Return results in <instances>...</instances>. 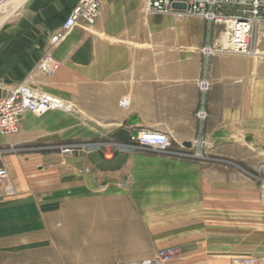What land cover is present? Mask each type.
Listing matches in <instances>:
<instances>
[{
  "label": "crops",
  "instance_id": "obj_1",
  "mask_svg": "<svg viewBox=\"0 0 264 264\" xmlns=\"http://www.w3.org/2000/svg\"><path fill=\"white\" fill-rule=\"evenodd\" d=\"M20 1L0 25V97L28 83L74 109L26 113L18 133L0 134L15 190L0 186V250L14 247L22 264H126L169 247L166 264L264 261V21L255 55L205 57L222 26L103 0L95 24L51 47L80 0ZM47 52L60 62L50 75L36 69ZM141 129L167 135L169 149L131 150ZM77 141L98 150L56 151Z\"/></svg>",
  "mask_w": 264,
  "mask_h": 264
},
{
  "label": "built area",
  "instance_id": "obj_2",
  "mask_svg": "<svg viewBox=\"0 0 264 264\" xmlns=\"http://www.w3.org/2000/svg\"><path fill=\"white\" fill-rule=\"evenodd\" d=\"M102 1L80 0L62 25L52 33L51 46L54 47L60 43L65 33L78 24H95L101 12ZM227 5L238 6V12H224L223 8ZM147 11L159 15L201 17L208 21L210 30L215 25L222 26L221 35L223 39H227V44L206 43L201 50L205 57H210L216 52L252 56L256 54L253 47L255 29L264 21V0H147ZM37 68L44 73L51 74L59 68V62L47 52L39 59ZM198 88L204 101L211 88V81L207 76L198 81ZM121 103L127 105L128 100L122 99ZM51 110L71 111L72 105L54 94L40 91L27 83H20L0 97V134L10 135L19 132L22 117L26 113L44 115ZM206 116L205 109L200 110L199 117L205 119ZM130 143L133 146L131 150L137 147H157L166 151L170 147V139L167 135L149 129H141L132 135ZM74 150L72 146L66 149V151ZM9 178L8 169L0 165V185H3L7 192L12 193L13 185L9 182ZM173 254L174 249L168 248L157 252L152 257L126 264H166L171 260ZM231 264H264V261L256 256H236L232 259Z\"/></svg>",
  "mask_w": 264,
  "mask_h": 264
},
{
  "label": "rangeland",
  "instance_id": "obj_3",
  "mask_svg": "<svg viewBox=\"0 0 264 264\" xmlns=\"http://www.w3.org/2000/svg\"><path fill=\"white\" fill-rule=\"evenodd\" d=\"M18 0H5L4 1V3H2L1 5H0V7H5L6 6V8L8 7L9 9H11L12 7H13V4H14V2L16 3ZM80 2V1H79ZM6 3V4H5ZM1 9V8H0ZM6 12V11H5ZM2 13H4V11L2 12V10H0V15L2 14ZM4 23H6V21L4 22ZM58 29V28H57ZM56 29V30H57ZM59 44V43H58ZM57 44V45H58ZM50 45H51V42H50ZM52 47V46H51ZM55 47V46H54ZM50 54H52L51 52H49ZM44 55V54H43ZM42 55V56H43ZM53 55V54H52ZM41 56V57H42ZM40 57V58H41ZM39 61V60H38ZM59 62V61H58ZM38 63V62H37ZM59 67H60V62H59ZM36 69L38 70V71H40L38 68H37V64H36ZM58 70V69H57ZM56 70V71H57ZM40 72H42V71H40ZM55 72V71H54ZM53 72V73H54ZM42 73H44V72H42ZM44 74H47V73H44ZM52 74V73H51ZM48 75H50V74H48ZM28 84V83H27ZM32 86V85H31ZM34 87V86H33ZM39 90V89H38ZM41 91V90H40ZM44 92V91H43ZM52 94V93H51ZM55 95V94H54ZM57 96V95H56ZM59 97V96H58ZM61 98V97H60ZM63 99V98H62ZM64 100V99H63ZM66 103H70V102H68V101H66V100H64ZM71 105H72V110L74 109V105L72 104V103H70ZM71 110V111H72ZM62 111H64V110H62ZM66 112H70V111H66ZM33 114V113H32ZM46 114V113H45ZM34 115H36V114H34ZM36 116H41V115H36ZM18 133V132H17ZM2 135V134H1ZM10 135H12V134H10ZM3 136H9V135H3ZM130 139H131V137H130ZM70 146H72V147H74V151H66V149H68ZM98 144H85V143H83V142H70L69 144H63V145H57V148H56V151L57 152H60V153H62V154H64V155H77V154H80V153H83V152H96L97 150H98ZM13 149V150H12ZM11 149V151H18V149L17 150H14V148H12ZM25 150H29V149H25ZM124 151V150H123ZM127 152V151H126ZM128 152H129V150H128ZM186 153H189V151L188 152H186ZM7 168V167H6ZM9 171V170H8ZM9 175H10V173H9ZM9 182L11 183V181H10V178H9ZM12 184V183H11ZM0 186H2V187H4L3 185H0ZM6 191V190H5ZM14 192H15V190H14V186H13V192L12 193H9L8 192V195H13L14 194ZM169 248H173L174 249V253H175V250L177 251V248H175V247H169ZM168 249V248H167ZM165 250V249H164ZM174 255V254H173ZM22 255L21 254H19V255H17V254H15V248L14 247H10V248H6V249H1L0 250V264H22ZM25 263V262H24Z\"/></svg>",
  "mask_w": 264,
  "mask_h": 264
},
{
  "label": "bare ground",
  "instance_id": "obj_4",
  "mask_svg": "<svg viewBox=\"0 0 264 264\" xmlns=\"http://www.w3.org/2000/svg\"><path fill=\"white\" fill-rule=\"evenodd\" d=\"M26 0H22V1H20L19 2V5L18 6H20V5H22V4H24V2H25ZM4 3V2H3ZM6 4V3H5ZM1 5V4H0ZM1 9L0 10H2V12L4 11V13H2L1 15H0V25L6 20V18H7V16L11 13V12H9V10L6 8V6L5 7H0ZM6 11V12H5ZM225 40V41H224ZM223 44H227V39L226 38H224L223 39ZM145 148H148V147H145ZM150 149H155V150H158V151H162L161 149H159V148H150ZM160 251H162V250H159L158 252H160Z\"/></svg>",
  "mask_w": 264,
  "mask_h": 264
}]
</instances>
